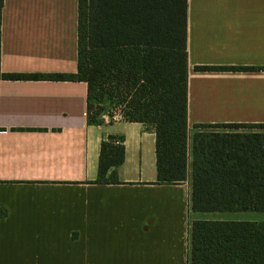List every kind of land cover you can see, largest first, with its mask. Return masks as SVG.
Instances as JSON below:
<instances>
[{"label": "crops", "instance_id": "1", "mask_svg": "<svg viewBox=\"0 0 264 264\" xmlns=\"http://www.w3.org/2000/svg\"><path fill=\"white\" fill-rule=\"evenodd\" d=\"M186 51L189 163L195 132L264 133L195 126L264 123V0H187ZM76 67L77 0H3L1 72ZM86 92L83 81L0 78V264H191L192 221L264 222V211H193L190 167L184 182L157 184L153 129L87 123ZM109 135L124 146L120 183L96 184Z\"/></svg>", "mask_w": 264, "mask_h": 264}, {"label": "trees", "instance_id": "2", "mask_svg": "<svg viewBox=\"0 0 264 264\" xmlns=\"http://www.w3.org/2000/svg\"><path fill=\"white\" fill-rule=\"evenodd\" d=\"M186 9L187 0H77L76 71L0 70V78L85 82L87 123L112 122L113 107L120 119L153 129L157 184L184 182L190 167L193 211H264L263 132H195L190 163L187 158ZM227 68L257 67L194 66ZM195 126L254 129L264 123ZM116 139L101 141L93 183H120L116 168L124 146ZM190 263L264 264V222L192 221Z\"/></svg>", "mask_w": 264, "mask_h": 264}, {"label": "rangeland", "instance_id": "3", "mask_svg": "<svg viewBox=\"0 0 264 264\" xmlns=\"http://www.w3.org/2000/svg\"><path fill=\"white\" fill-rule=\"evenodd\" d=\"M107 109H108V106H107ZM109 113H111L112 115V118L113 117H116L117 118V120L118 119H120V117H119V114H118V109H115V108H110L109 109ZM104 115H106V118H108L107 117V110L104 112ZM218 214H224V215H227V216H231V217H235L236 219H237V211H223V212H220V213H218Z\"/></svg>", "mask_w": 264, "mask_h": 264}, {"label": "built area", "instance_id": "4", "mask_svg": "<svg viewBox=\"0 0 264 264\" xmlns=\"http://www.w3.org/2000/svg\"><path fill=\"white\" fill-rule=\"evenodd\" d=\"M113 120H117V118L116 117H113ZM114 142H115V144H119L120 143V140L119 139H116Z\"/></svg>", "mask_w": 264, "mask_h": 264}]
</instances>
